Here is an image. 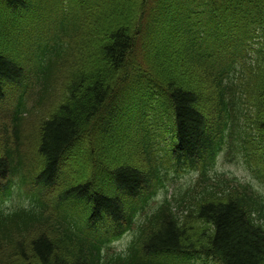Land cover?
Returning a JSON list of instances; mask_svg holds the SVG:
<instances>
[{
	"label": "trees",
	"instance_id": "trees-1",
	"mask_svg": "<svg viewBox=\"0 0 264 264\" xmlns=\"http://www.w3.org/2000/svg\"><path fill=\"white\" fill-rule=\"evenodd\" d=\"M47 96L27 151L24 122ZM0 117V264H171L197 248L264 264L258 187L224 179L152 206L163 139L178 170L206 179L232 142L264 175V0H0ZM26 156L30 196L25 174L11 179ZM134 225L124 251L105 250Z\"/></svg>",
	"mask_w": 264,
	"mask_h": 264
},
{
	"label": "rangeland",
	"instance_id": "rangeland-1",
	"mask_svg": "<svg viewBox=\"0 0 264 264\" xmlns=\"http://www.w3.org/2000/svg\"><path fill=\"white\" fill-rule=\"evenodd\" d=\"M49 99H50V97L47 96L45 98V100L43 101V103L41 105V108H40V109L44 110L45 113L47 112V109H48V106H49ZM42 110H38L37 112L34 113L33 116L31 115V117L27 120L26 126H25L23 134H22L23 144L26 147H29V146L32 145V139H31V138H33L32 133H33L34 137L36 135V132L32 131V129L28 126V123L32 122L34 124L38 120H40L42 118V115H43ZM225 154H223V156H222L223 157V161L220 164L221 172H226V173H228L230 175L239 177L240 179H243V180L252 179L251 178V173H250L251 167L245 165L244 162L241 159L235 160L237 158V156L234 157L232 159V161H228V159L230 157L228 156L226 158ZM28 160L33 165V162L35 161V159L28 156ZM74 165H75V167H78L76 165V163ZM74 173H75V171H73V174ZM180 175H182V174H180ZM189 182L190 181L188 179H186V178H182L181 181L179 180L178 182H174V184L172 185L173 192L175 191V188H176L178 183H183V184H185L187 186L189 184ZM167 186L171 187L169 181H167ZM259 187L262 190H264L263 187H261V186H259ZM26 188H27L28 191H32L33 190L31 185H27ZM173 192L171 191V194ZM163 196H164V193H160L159 200H162ZM129 239H130L129 235L123 236L121 239H118V240L115 241L114 247L117 248L118 250L123 249L126 246V243L129 241Z\"/></svg>",
	"mask_w": 264,
	"mask_h": 264
}]
</instances>
